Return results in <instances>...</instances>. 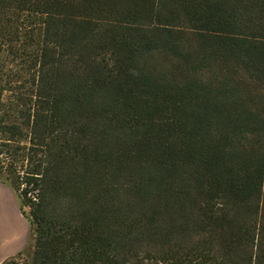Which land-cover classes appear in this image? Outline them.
Instances as JSON below:
<instances>
[{
  "label": "trees",
  "instance_id": "1",
  "mask_svg": "<svg viewBox=\"0 0 264 264\" xmlns=\"http://www.w3.org/2000/svg\"><path fill=\"white\" fill-rule=\"evenodd\" d=\"M0 179L1 264H264V0H0Z\"/></svg>",
  "mask_w": 264,
  "mask_h": 264
},
{
  "label": "crops",
  "instance_id": "2",
  "mask_svg": "<svg viewBox=\"0 0 264 264\" xmlns=\"http://www.w3.org/2000/svg\"><path fill=\"white\" fill-rule=\"evenodd\" d=\"M32 244L30 223L16 191L0 179V264L27 251Z\"/></svg>",
  "mask_w": 264,
  "mask_h": 264
},
{
  "label": "rangeland",
  "instance_id": "3",
  "mask_svg": "<svg viewBox=\"0 0 264 264\" xmlns=\"http://www.w3.org/2000/svg\"><path fill=\"white\" fill-rule=\"evenodd\" d=\"M4 175V174H3ZM24 211L27 213V212H29V208L28 207H24ZM26 253L25 254H27V251H25ZM25 254L24 255H21L17 260H19V261H22V259H23V257H25ZM22 258V259H21Z\"/></svg>",
  "mask_w": 264,
  "mask_h": 264
}]
</instances>
